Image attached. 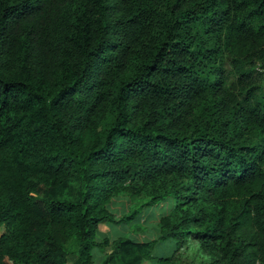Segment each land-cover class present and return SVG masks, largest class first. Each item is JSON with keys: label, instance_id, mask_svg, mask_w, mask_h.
I'll list each match as a JSON object with an SVG mask.
<instances>
[{"label": "trees", "instance_id": "16d2710c", "mask_svg": "<svg viewBox=\"0 0 264 264\" xmlns=\"http://www.w3.org/2000/svg\"><path fill=\"white\" fill-rule=\"evenodd\" d=\"M247 66L264 0H0V264H264Z\"/></svg>", "mask_w": 264, "mask_h": 264}, {"label": "rangeland", "instance_id": "374dc122", "mask_svg": "<svg viewBox=\"0 0 264 264\" xmlns=\"http://www.w3.org/2000/svg\"><path fill=\"white\" fill-rule=\"evenodd\" d=\"M255 70V78H260L262 80H264V69H261L260 67H249L247 66V69H245L246 71H249V70ZM225 90L226 92L230 95V97L232 99H235L236 97V85H234L232 83V80L229 79L226 84H225ZM126 197L127 195H123L122 198H120L119 200H117V202L115 203V208L113 210V212L117 213L118 214V211L119 209L121 208V206L123 204H125V200H126ZM137 206V204L135 205ZM134 209V208H133ZM154 223L153 222H150V223H147V224H143L142 227L140 229H138L137 231H132L131 229H129L128 227H117V226H105V225H102L99 227V230L100 232L105 235L108 240L110 242L116 240L117 238H120V237H128V236H131V235H135L136 237H150L151 235H153V230H152V227H153ZM109 252V250H106L105 253H100V252H97L95 254V262H97V264H101L102 261L104 260L106 254ZM144 264H151V263H144Z\"/></svg>", "mask_w": 264, "mask_h": 264}]
</instances>
